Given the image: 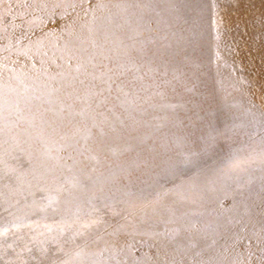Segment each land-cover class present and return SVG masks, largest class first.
Here are the masks:
<instances>
[{
  "label": "rangeland",
  "instance_id": "obj_1",
  "mask_svg": "<svg viewBox=\"0 0 264 264\" xmlns=\"http://www.w3.org/2000/svg\"><path fill=\"white\" fill-rule=\"evenodd\" d=\"M89 2H0V264H264V165L222 175L264 139V0ZM78 62L100 87L70 110Z\"/></svg>",
  "mask_w": 264,
  "mask_h": 264
},
{
  "label": "snow or ice",
  "instance_id": "obj_2",
  "mask_svg": "<svg viewBox=\"0 0 264 264\" xmlns=\"http://www.w3.org/2000/svg\"><path fill=\"white\" fill-rule=\"evenodd\" d=\"M0 2H2V0H0ZM85 4L88 5L87 8H85ZM71 7H76V5H70ZM79 7H81L82 10L85 11V14H87V12L89 10H95L98 8H104L106 7L105 5L102 4H91L89 2V0H80V4ZM117 7H121L120 5H117ZM126 7V6H125ZM131 7H137V5H132ZM133 52L134 50H129L128 52H126L125 54L131 59L133 56ZM26 54V53H25ZM89 63H91V61H89ZM93 67H95V65H93ZM117 68H121L122 66L120 64L116 65ZM69 68H71V61L69 62ZM109 73H113L114 74V69L109 67L107 69V72L104 73L103 75L107 76L106 80H103L102 83L107 85V91L111 92L112 87L114 84H116V80L113 79V75H109ZM123 73L121 72V75ZM58 75H61L64 78H67L68 80H70V87L72 88V92L67 93V97L69 99H73V93H75V97H74V102L67 104V108L68 109H73L75 107V100H80L83 103L87 104L88 99L90 98V96L92 95V89L93 88H99L100 85L96 84L95 81L99 80L100 77H97L94 73L90 72L88 70L87 65H85L84 63H80L78 62L76 64L75 67V74H73L71 71L67 72V73H58ZM83 77V78H81ZM89 77H91V79H89ZM118 78V77H117ZM63 85H61L62 87ZM117 87H120L122 90V86L117 85ZM56 92H59L60 89L59 88H54L53 89ZM105 89H101V91L99 93H97L98 95H102L103 91ZM80 91H83L84 95L81 96L79 95ZM12 101L6 100L4 97V94L2 91H0V121H4L6 119H8L9 117H6L4 115L5 112V105L6 104H11ZM61 111H64V101L61 100ZM16 106H19V102L16 101ZM90 107V105H89ZM78 115H83L84 114V110L82 109L81 112L77 113ZM95 126V125H94ZM85 132V139L91 137L92 135V129L88 128L87 126H85L84 129H82ZM0 131H2V129H0ZM111 131L115 132L116 129L115 127H111ZM107 133L104 131L103 128L100 129V137L103 138L104 136H106ZM182 155V154H181ZM259 161L261 163V165H264V139H262V147L260 148V150L258 152L253 151L249 154H247L246 156H240V155H235L233 156L229 162L227 163V165L225 166V169L222 170V175L225 178L230 177L233 173H239L242 171H245L246 169L244 168V165L248 162H255V161ZM0 179H6L8 181V183L5 185V187H8L9 189L12 188V185L14 183V180L11 176H7V177H0ZM170 191V190H169ZM169 191L164 192L163 194H157V201H159V199L162 196H167L169 195ZM177 195H179V193H177ZM54 199L53 198H49V204L48 207H51L52 204L54 203ZM19 204V201H16L14 204L11 203L9 201V199L7 197H5V195L0 192V211L8 213V216L12 217L13 220L10 222V226H4V227H0V237H4L7 238L9 236V233L11 232L13 235H15V231H19L20 225L15 223V220L18 219V217L16 216V213L13 211L14 208H16V206ZM41 211L46 210L45 208H41ZM17 211H19V209L17 208ZM101 221L99 219H85L82 222L79 223V226L75 229V234L79 235V236H84L85 235V231L88 229L93 228L95 225L100 224ZM69 227H72V225H69ZM49 231H51V229H49ZM63 231V230H62ZM178 230H174L173 233V238H175V232ZM66 242H71V243H75V236L70 237L69 241ZM77 248L80 249L79 252L76 253L77 256L81 255V253H83L84 248L87 247V242H85V244L83 245H76ZM27 251L32 252L33 249L32 248H27V246H25ZM61 250H63L61 248ZM41 253H44L46 250L45 249H41L40 250ZM60 264H72L71 259H67V260H62L60 261Z\"/></svg>",
  "mask_w": 264,
  "mask_h": 264
}]
</instances>
